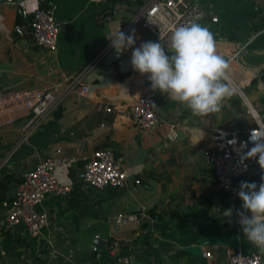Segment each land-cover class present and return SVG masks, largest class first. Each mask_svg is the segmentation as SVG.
Instances as JSON below:
<instances>
[{"label":"crops","instance_id":"crops-1","mask_svg":"<svg viewBox=\"0 0 264 264\" xmlns=\"http://www.w3.org/2000/svg\"><path fill=\"white\" fill-rule=\"evenodd\" d=\"M186 1L202 8L196 23L214 34L216 51L229 65L226 82L232 94L221 111L193 116L156 91L158 122L144 129L134 125L128 108L149 80L132 69L131 54L154 42L135 26L123 32L135 30L133 49L119 56L109 50L85 77L87 92L67 95L32 132L22 136V116H0V264H227V254L236 250L264 259V252L243 236L236 214L242 202L216 187L203 161L215 130L244 132L264 117V80L258 77L264 67V0ZM37 7L51 8L57 22L53 52L34 44L27 17L19 11ZM134 11L135 3L119 0H3L0 91L43 89L72 76ZM243 51L248 52L245 61L239 56ZM169 126L177 134L172 142L166 138ZM52 146L79 158L110 149L120 159L125 185H85L77 179L78 160L55 169L56 183L68 190L43 195L37 208L47 222L41 230L30 234L22 225L6 226L1 203ZM262 175L255 162L233 183L238 190L242 182L259 185ZM230 208L227 217L224 211Z\"/></svg>","mask_w":264,"mask_h":264},{"label":"built area","instance_id":"built-area-1","mask_svg":"<svg viewBox=\"0 0 264 264\" xmlns=\"http://www.w3.org/2000/svg\"><path fill=\"white\" fill-rule=\"evenodd\" d=\"M85 1L90 4H104L109 0ZM119 1L135 3V11L121 31L137 26L151 34L154 42H161L165 47L170 43L174 28L196 23L203 16V10L198 4L186 0ZM19 11L28 19L29 33L34 44L53 52L56 49L58 28L51 8L37 7L27 12ZM15 31L20 33L19 28H15ZM111 49L110 43H106L72 76L47 88L0 91V116H22L20 130L22 136H26L47 118L67 95L71 93L84 95L87 92L85 77ZM236 53L233 57L237 56ZM155 93L147 82L143 94L133 99L129 105L131 121L140 129L149 128L159 120L155 112ZM174 128L169 126L166 133V138L171 142L177 138ZM257 128L264 130V117L256 120V125L244 132L215 130L213 141L203 154V161L212 169L216 187L231 196H237L238 192L233 178L245 175L249 166L257 162L258 158H252L241 163V157L253 147L249 137ZM78 160L82 161V165L77 173V179L85 185L115 189L125 185L126 176L120 159L115 158L110 149H94L88 158H79L74 154L64 153L60 147L52 146L47 154L22 176L15 185L13 196L1 203L5 210L6 226L22 225L30 234H36L41 230L47 222L46 214L37 208L43 195L50 191L64 194L68 190L67 186L56 183L55 169L72 166ZM133 183L137 184L138 180H134ZM120 221L122 219L118 216L117 222ZM91 249L96 250L95 247ZM203 256L209 257V253H203ZM227 264H264V259L257 252L246 254L236 250L227 254Z\"/></svg>","mask_w":264,"mask_h":264},{"label":"clouds","instance_id":"clouds-1","mask_svg":"<svg viewBox=\"0 0 264 264\" xmlns=\"http://www.w3.org/2000/svg\"><path fill=\"white\" fill-rule=\"evenodd\" d=\"M107 39L119 56L133 49L135 30L125 34L118 27ZM130 63L135 72L147 75L152 91L184 106L193 116L220 112L223 101L232 94L226 82L229 65L216 51L214 34L197 23L174 28L167 47L161 42L142 43L133 49ZM249 142L253 147L241 157V163L258 158L257 163L264 173V130H254ZM237 196L242 202L236 214L243 236L264 252V175L259 185L242 182ZM232 211L230 208L224 212L230 217Z\"/></svg>","mask_w":264,"mask_h":264},{"label":"water","instance_id":"water-1","mask_svg":"<svg viewBox=\"0 0 264 264\" xmlns=\"http://www.w3.org/2000/svg\"><path fill=\"white\" fill-rule=\"evenodd\" d=\"M2 1H3V0H0V2H2ZM113 52H115V50H113ZM107 55H108V54H107ZM246 55H248V52H247V51H243V52H240V53H239L240 58H241L242 60H244V61L246 60V59H244ZM125 63H126V59H121V60H120V64H121V65H123V64H125Z\"/></svg>","mask_w":264,"mask_h":264},{"label":"trees","instance_id":"trees-1","mask_svg":"<svg viewBox=\"0 0 264 264\" xmlns=\"http://www.w3.org/2000/svg\"><path fill=\"white\" fill-rule=\"evenodd\" d=\"M27 25H28V19H27ZM258 77L261 80H264V67L259 71Z\"/></svg>","mask_w":264,"mask_h":264},{"label":"bare ground","instance_id":"bare-ground-1","mask_svg":"<svg viewBox=\"0 0 264 264\" xmlns=\"http://www.w3.org/2000/svg\"><path fill=\"white\" fill-rule=\"evenodd\" d=\"M228 80V79H227ZM241 93V92H240Z\"/></svg>","mask_w":264,"mask_h":264}]
</instances>
